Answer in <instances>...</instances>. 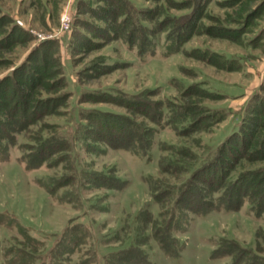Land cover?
I'll return each instance as SVG.
<instances>
[{
	"label": "trees",
	"instance_id": "1",
	"mask_svg": "<svg viewBox=\"0 0 264 264\" xmlns=\"http://www.w3.org/2000/svg\"><path fill=\"white\" fill-rule=\"evenodd\" d=\"M152 1L154 7L144 8L131 0H97L96 3L77 0L76 12L66 33L69 34L67 48L72 63L75 64L74 57L79 52L85 54L109 42H122L136 50L141 59L153 57L161 50L165 56L184 53L186 57L200 59L224 71H240L244 67L246 58H228L211 49L190 50L188 45L194 37L214 32L203 23L210 17L209 7L213 4L224 8L238 7L233 13L236 27L222 30L233 42H243L247 34L253 33L247 26L264 11V1L257 7V13L244 12L241 5L244 0ZM173 10H181V14L174 15ZM30 39L34 36L11 14L0 11V50ZM261 40H264V29L255 33L247 45L259 47ZM20 61L13 71L0 79V161L9 159L20 133L26 134V141L18 149L21 152L19 160L28 171L43 165L54 168L60 153L66 152L67 160L73 142H80L85 150L94 153L101 154L108 148L150 159L156 134L168 129L176 141L187 140L188 143H160L158 174L146 178L151 198L160 211L157 218H153L147 207L140 211L137 220L145 219V224L151 226L150 233L142 235L144 241L146 237L151 238L164 254L179 258L186 243L177 234L185 233L195 217L206 216L212 211L238 212L247 204L254 216L264 218V166L245 168L255 160L264 162V84L247 101L235 130L223 142L212 146L199 136L213 133L227 119L229 111L186 101L188 98L210 101L226 98L211 90L206 81L183 86L184 81L171 79V86L178 92L176 97H162L159 88L138 94L116 88H87L78 98V109L73 107L71 111L69 100L73 93L68 89L59 39L37 43ZM117 65L110 62L109 57H101L96 64L78 71L77 76L84 84L86 79L106 74ZM182 72L194 77L197 74L186 68ZM51 89L56 94L45 96ZM87 102L114 104L125 108L127 113L114 114L95 106H83ZM50 116L66 120L64 123L59 120L49 122ZM65 124L66 128L70 127L66 135L60 131ZM33 128L36 133L27 138ZM54 128L56 132L45 135V131ZM69 182L70 178H67L66 187ZM125 184L117 175L86 172L83 186L109 192L119 191ZM66 203L73 204L69 200ZM73 228L70 227L75 232L77 227ZM20 231L25 232L21 228ZM80 232L87 238L83 227ZM259 239L264 242L261 231ZM73 242L72 250L66 251V255L71 253V256L79 246ZM81 244L87 246L86 242ZM137 245L132 243L129 249L110 253L105 264H152L150 253ZM27 246L36 249L30 243ZM25 250L29 249L13 250L18 259L10 264L26 260L30 264L34 262L35 253ZM60 254L59 247H54L48 254L49 260L42 264H64ZM212 257L228 258L229 264H264L263 255L226 238L220 239ZM80 264L88 263L82 261Z\"/></svg>",
	"mask_w": 264,
	"mask_h": 264
},
{
	"label": "rangeland",
	"instance_id": "2",
	"mask_svg": "<svg viewBox=\"0 0 264 264\" xmlns=\"http://www.w3.org/2000/svg\"><path fill=\"white\" fill-rule=\"evenodd\" d=\"M76 1L0 0V11L11 14L14 20L27 29L35 39L27 40L23 44L6 46L0 50V79L13 71L20 60H24L31 47L42 41L57 38L67 69L68 89L73 93V97L69 100L71 111L73 107L78 109V98L87 88L98 90L116 88L130 94L159 88L162 97H176L177 89L170 84L173 78L184 81L183 86L206 81L213 91H216L217 87H224L226 83L244 85L241 87V90H244L251 82L245 81L241 71H224L200 59L186 57L184 53L165 56L160 50L153 57L141 59L136 50L130 49L122 42H109L85 54L79 52L74 57L75 64H73L67 48L69 34L66 33L76 12ZM92 1L97 2V0ZM131 1L140 7H154L152 0ZM160 1L163 2V0L156 2ZM263 1L244 0L241 2L242 9L247 13L252 11L257 13L259 11L257 7ZM237 8H224L213 4L209 7L210 17L204 19L203 23L211 28L210 32L214 30L217 34L223 35L225 32L222 29L236 27L233 24V13L238 10ZM180 11L173 10L172 13L180 15ZM258 16L247 26L253 33L247 34L243 42H233L227 34L218 37L212 32L194 37L189 42L188 48L227 52L246 58V63L248 61L260 66V62L264 63V40H261L259 47L247 45L255 33L264 29V11ZM256 56H259L260 62L257 61ZM101 57L103 59L109 57L110 62L119 64L118 67L106 74L86 79L84 84L80 83L77 72L96 64ZM185 68L197 73L195 77L184 75L182 69ZM263 84L264 81L261 86ZM55 94L56 91L51 89L45 96L51 97ZM240 100L241 98L236 101L240 102ZM186 101H195L214 108L226 107L229 111L227 119L220 123L213 133L199 136L212 146L223 142L235 130L242 117L241 106L239 110L230 108L233 101L227 97L216 101L203 98H188ZM235 102L233 104L237 105ZM83 106H95L114 114L127 113L125 108L114 104L87 102ZM57 120H59L58 116L48 117L49 122ZM65 120L66 118H61L59 121L64 123ZM35 129L27 134V138L30 134L36 133ZM69 130L70 127L66 128V124L60 129L65 135ZM54 132H56L55 128L44 133L48 136ZM25 135L20 133L17 136L16 145L10 150L9 159L0 161V264H10L17 260L18 256L13 253L19 248H28V251L35 253L37 258L31 264H42L49 260L48 254L56 246L61 253L60 261L64 264H80L82 261L88 264H105L107 255L129 249L132 243L138 244V247L150 253L152 264H229L228 258L212 257L213 249L222 238L233 239L244 248L264 256V242L259 239L260 231L264 233V218L254 216L247 204L238 212L212 211L206 216L195 217L185 233L177 234L179 239L186 243L179 258L164 254L151 238L148 240L146 237L144 241L142 235L145 233L148 235L151 226L145 224V219L137 220L140 211L147 207L153 218H157L160 211L159 205L151 198L146 178L158 174L160 143L176 141L170 130L165 129L156 134L150 159L133 155L125 150L108 148L101 154L94 153L85 150L80 142H73L67 160L66 152L60 153L61 155H57L59 159L55 161L54 168L43 165L31 171H28L24 163L19 160L21 152L18 149L26 141ZM178 141L179 144L188 143L187 140ZM99 144L103 145V143ZM259 166H264L262 160H255L245 168L251 170ZM86 172L117 175L126 184L119 191L105 192L91 189L83 186ZM67 178H70V182L66 187ZM67 200L73 204H67ZM73 220L75 222H72ZM73 226L74 230L77 227L75 232L70 229ZM82 227L87 232V238L80 232ZM20 228L25 232L20 231ZM71 241L78 243L79 246L70 256L71 253L66 255V251L72 250ZM83 242H86L87 246H80ZM28 243L36 249H30ZM28 251L25 250L26 253ZM20 262L15 263L30 264L27 260Z\"/></svg>",
	"mask_w": 264,
	"mask_h": 264
},
{
	"label": "crops",
	"instance_id": "3",
	"mask_svg": "<svg viewBox=\"0 0 264 264\" xmlns=\"http://www.w3.org/2000/svg\"><path fill=\"white\" fill-rule=\"evenodd\" d=\"M261 45V41L259 42V46ZM226 57L231 58L235 55H232L230 53H223ZM257 61H261L259 56H256ZM260 66H257L255 64H252L251 62H245L244 67L240 70L242 72L243 77H245V81H251L246 85L244 90H241L242 86L235 83H229L225 84L224 87H220L215 89L216 91L224 94L227 98L231 99L233 102L240 99V102H235L234 105L232 102V105H227L230 108H234L235 110H239L240 106L243 111L244 105L247 103V101L250 99V97L261 87L262 82L264 81V63L263 61L260 62ZM254 78V79H253ZM253 79V81H252ZM246 84V83H245ZM246 89V90H245ZM243 105V107H242ZM226 108V107H223Z\"/></svg>",
	"mask_w": 264,
	"mask_h": 264
},
{
	"label": "built area",
	"instance_id": "4",
	"mask_svg": "<svg viewBox=\"0 0 264 264\" xmlns=\"http://www.w3.org/2000/svg\"><path fill=\"white\" fill-rule=\"evenodd\" d=\"M68 22L67 23H69V18L67 17V19H66ZM69 26V25H68Z\"/></svg>",
	"mask_w": 264,
	"mask_h": 264
}]
</instances>
